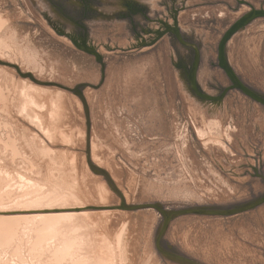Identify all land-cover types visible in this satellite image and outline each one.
Instances as JSON below:
<instances>
[{"label": "rangeland", "instance_id": "rangeland-1", "mask_svg": "<svg viewBox=\"0 0 264 264\" xmlns=\"http://www.w3.org/2000/svg\"><path fill=\"white\" fill-rule=\"evenodd\" d=\"M113 1L0 0V60L8 63H0V264H182L157 248L162 214L121 208L88 159L128 205L230 207L264 194V105L232 89L211 111L181 67L198 49V81L220 95L231 80L218 64L219 41L264 0H154L155 12L153 0L140 1L153 19L179 8L183 39L195 49L167 34L135 50L122 48L153 25L132 14L133 31L117 14L136 1ZM54 26L88 31L104 65ZM227 53L264 93V17L235 34ZM165 244L200 264H264V202L226 216H178Z\"/></svg>", "mask_w": 264, "mask_h": 264}, {"label": "water", "instance_id": "water-1", "mask_svg": "<svg viewBox=\"0 0 264 264\" xmlns=\"http://www.w3.org/2000/svg\"><path fill=\"white\" fill-rule=\"evenodd\" d=\"M249 5L253 7V10L246 13L245 15L241 16L238 20H236L234 23H232L230 25V27L227 29V31L223 34L221 40L219 41L218 64H219V67H221L226 72L227 76L231 80V85L223 88L220 95H218V96L217 95L216 96L209 95L208 93L205 92V90L202 88V86L200 85V83L198 81V70H199V66H200V52L198 49H196L194 60L190 64L192 68H191V71L189 73L186 72V70H187L186 64L181 63V67L184 69V72L186 73L188 83L190 84V86H192L193 91L195 93H197V96L199 98H209L210 100L211 99H223L226 96L228 91H230L232 89H238L242 93H244L246 96L250 97L252 100L260 103L261 105H264V93L252 88L251 86L246 84L239 77V75L236 73L234 67L230 63L229 58H228V53H227V48H228L229 42L231 41V39L233 38V36L235 34H237L240 30H242L244 27H246L248 24H250L255 19L260 18V17H264V8L256 9V8H254L253 5H251V4H249ZM148 9H149L148 7H146L143 10H138V9L132 8L131 10L126 11V12L122 11V13L117 14V16H120L122 18L129 17L131 19L132 24H133L132 30L134 31V26H136V24L134 23V19L132 18V14H136V13L140 12V13H142V15L144 16L146 21H157V20H159L158 17H155L154 19L151 18L146 13V10H148ZM174 12H175V15L173 16L174 25L169 24L167 21H163V20L161 21L160 20L165 29L163 31H162V29L156 31L155 33L157 34V36H155V38L150 43H148L146 41H142L140 44L137 45V47H131V48H127V49L122 48V50H135V49H142V47L147 46V45L152 46V45L158 43L168 33H170L169 35H173V36L177 37L178 40H180V42L184 46L187 47V45H185V44H187V41L183 39V33L181 32L180 27H179V22H178V13H180L179 8L175 9ZM49 21L51 22V24H53V21H51L50 19H49ZM76 25L78 27L80 26V27L86 28V27H84V25L82 23H80L78 21H76ZM62 30L63 31H60L61 34H66L67 36H69L77 47H80V48L84 49L85 51H87L91 54H94L96 56L97 60L99 62H101L102 65H104V63H103V57L104 56L100 52H98V50L94 44L93 45L90 44V38H89V32L88 31H86L85 33H79L78 31L71 33V32H68L67 30H64V29H62ZM138 34H140V33H138ZM79 40H81V41H79ZM108 48H109V50H111V47H108ZM194 49H195V47H194ZM0 63L1 64H8L2 60H0ZM13 66L22 74V72L20 71V69L17 65H13ZM185 73H184V76H185ZM76 92L84 99V94H83V91L81 89H78ZM88 150H90V147H88ZM88 161H89L91 169L96 174H101V175L105 176V178L108 181V183L110 184V186L117 193L120 194V196L122 197L121 208H123V209H137V208H141V207H154L155 209H157L162 214L163 221L161 222V225L159 227L158 234H157V240H156L157 248L164 257H166L170 260L177 261V262L182 263V264H200V263H198V262H196L190 258H187L185 256H182L180 254H176V256L170 257V254L173 251L172 246L166 245V244L164 246H162V240L164 238V235H165L171 221L174 218L181 216V215H186V214H201V215H212L213 214V215H221V216L232 215V214L243 212V211H246V210L251 209L253 207H256L257 205L264 202V194H263L262 196L254 199L252 201L245 202V203L238 204V205H234V206H230V207L194 206V207H186V208H181V209L169 210V209H166L160 203L146 204V205H128L124 199V195H122V193L114 185L112 178H111V175L105 169H103V168L95 165L94 163H92L90 159H88ZM254 169L257 170L256 168H254Z\"/></svg>", "mask_w": 264, "mask_h": 264}, {"label": "bare ground", "instance_id": "bare-ground-1", "mask_svg": "<svg viewBox=\"0 0 264 264\" xmlns=\"http://www.w3.org/2000/svg\"><path fill=\"white\" fill-rule=\"evenodd\" d=\"M113 1V0H112ZM133 1V0H132ZM136 2H130V3H128V9L130 8V10L132 9V8H134V9H138V10H143V9H145L146 7L145 6H142L141 4H138V3H141L140 1H144V0H135ZM145 1H147V0H145ZM114 2V1H113ZM148 2V1H147ZM146 2V3H147ZM159 2V1H158ZM110 3V2H109ZM120 4H121V2H120ZM149 8H150V10L152 11V12H155V10H157L158 8H159V4L157 3V1H152V2H150L149 3ZM160 6H161V4H160ZM119 7V6H118ZM254 8H256V7H254ZM161 8H159L158 10H160ZM175 9H177V7L176 6H174L173 7V9L172 10H168V12L170 13V17L171 18H169V17H167L166 16V18H163L162 16L163 15H161V16H159L158 17V19L159 20H157V22H154V21H149L150 23H152V25H153V27L151 26H148V27H142V32H137V35H138V39H137V42H135L133 45H132V47H137V45L138 44H140L142 41H146V42H148V43H150L154 38H155V36H157V34L155 33L156 31H158V30H161L162 29V31L165 29L164 28V26H163V24L161 23V21L163 20V21H167L169 24H171V25H174V19H173V16L175 15V12H174V10ZM256 9H258V8H256ZM260 9H262V8H260ZM253 10V7L251 6V11ZM114 11V10H113ZM163 11H164V8H163ZM148 12V11H147ZM146 12V13H147ZM165 13H166V11H165ZM163 14V13H162ZM165 15V14H164ZM1 17V16H0ZM260 18H262V17H260ZM1 19V18H0ZM180 13H178V22H179V27H180V30H181V32H182V28H181V26H180ZM258 19V18H257ZM2 20V19H1ZM0 20V21H1ZM161 20V21H160ZM182 20V19H181ZM256 20V19H255ZM254 20V21H255ZM182 22V21H181ZM253 22V21H252ZM251 22V23H252ZM250 23V24H251ZM141 25V24H140ZM158 25H160V26H158ZM249 25V24H248ZM182 26H183V24H182ZM55 27V30H57V32L60 34V35H64V36H66L67 38H70L69 36H67L66 34H61L60 33V31H63L62 30V28H58L57 26H54ZM183 28L185 29V30H187L184 26H183ZM140 29V28H139ZM193 30V29H192ZM63 33V32H62ZM138 33H140V34H138ZM168 34H170V33H168ZM167 35V34H166ZM165 35V36H166ZM164 36V37H165ZM79 39V38H78ZM77 39V40H78ZM70 40L72 41V39L70 38ZM79 41H81V40H79ZM73 42V41H72ZM74 43V42H73ZM81 43V42H80ZM230 43V42H229ZM90 44L92 45V42L90 41ZM187 46H189V47H192V46H190L189 44H186ZM144 47H149V45H147V46H144ZM144 47H142V48H144ZM194 48V47H193ZM196 50V49H195ZM100 51V50H99ZM98 51V52H99ZM229 58V57H228ZM230 61V60H229ZM184 64V63H183ZM186 64V63H185ZM186 66H187V70H186V72H190L191 71V65L190 64H186ZM185 75H186V73H185ZM199 75V74H198ZM186 78H187V76H186ZM203 82V81H202ZM189 84V83H188ZM189 87L190 88H192V86H190V84H189ZM188 87V88H189ZM209 88V87H208ZM193 90V89H192ZM205 92L206 93H208L209 95H210V93L208 92V91H206L205 90ZM197 94V93H196ZM212 95V94H211ZM212 96H216V95H212ZM204 99V101H203V103H204V105H207L208 103L210 104L209 106H211L210 107V110L211 111H215L216 109H219L220 108V110L222 109L220 106L221 105H223V103H220V101H222V100H224V98L223 99H211L212 101H215V102H212L209 98H203ZM208 101H207V100ZM206 107L207 106H205V109H206ZM204 109V108H203ZM217 113H218V111H217ZM214 114V113H213ZM220 114V113H219ZM199 128V127H198ZM197 130H199V129H197ZM201 130V129H200ZM173 256H176V253L175 252H171V254H170V257H173Z\"/></svg>", "mask_w": 264, "mask_h": 264}, {"label": "crops", "instance_id": "crops-1", "mask_svg": "<svg viewBox=\"0 0 264 264\" xmlns=\"http://www.w3.org/2000/svg\"><path fill=\"white\" fill-rule=\"evenodd\" d=\"M56 13H58V14H63V13H61L60 11H57V10H56ZM56 36H57V35H56ZM57 37H58V36H57ZM59 38H60V37H59Z\"/></svg>", "mask_w": 264, "mask_h": 264}, {"label": "flooded vegetation", "instance_id": "flooded-vegetation-1", "mask_svg": "<svg viewBox=\"0 0 264 264\" xmlns=\"http://www.w3.org/2000/svg\"><path fill=\"white\" fill-rule=\"evenodd\" d=\"M193 47V46H192Z\"/></svg>", "mask_w": 264, "mask_h": 264}]
</instances>
